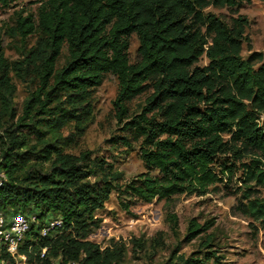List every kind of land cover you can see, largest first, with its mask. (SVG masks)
Wrapping results in <instances>:
<instances>
[{"label":"trees","instance_id":"1","mask_svg":"<svg viewBox=\"0 0 264 264\" xmlns=\"http://www.w3.org/2000/svg\"><path fill=\"white\" fill-rule=\"evenodd\" d=\"M18 1L24 0H0V10ZM28 1L39 5L37 16L17 11L10 31L22 41L38 34L35 45L13 63L0 45V103L7 121L14 116L11 71L37 83L16 126L0 123V170L7 176L0 187V211L39 219L20 249L29 263L61 257L62 263L119 264L126 243L111 239L103 247L90 239L98 224L96 212L111 194L116 191L121 198L126 191L146 203L178 194L205 195L223 180L222 174L232 172L215 168L225 154L249 157L242 163L243 198L236 208L256 229H264V52L252 51L246 31L250 19L239 14L242 4L253 0ZM210 7L227 8L232 15L225 18ZM133 34L139 39L135 63L129 57ZM245 43L251 51L247 56ZM65 46L67 59L59 67ZM204 56L208 63L200 65ZM106 73L118 77L116 115L141 141L148 169L124 190L123 173L105 159H93L90 151L75 155L64 147L75 140L73 134L65 137L63 129L74 123L81 135L93 118V92ZM149 86L153 93L142 112L130 117L128 102ZM120 204L129 212L127 202L120 199ZM58 218L62 224L42 236L43 225ZM167 219L177 231L178 215L169 212ZM213 224L192 219L187 241ZM162 235L155 243L163 241ZM211 239L209 233L204 245ZM134 240L143 247L142 239ZM45 247L46 257H41ZM212 256L181 255L172 264H205ZM1 258L17 264L6 253Z\"/></svg>","mask_w":264,"mask_h":264},{"label":"rangeland","instance_id":"2","mask_svg":"<svg viewBox=\"0 0 264 264\" xmlns=\"http://www.w3.org/2000/svg\"><path fill=\"white\" fill-rule=\"evenodd\" d=\"M38 6L37 3L24 0L0 10V45L10 63L20 60L24 50L35 45L38 37V34H32L26 41H22L11 34L10 28L15 25L16 12L23 9L24 15L32 13L36 17ZM209 10L228 19L232 15V11L227 8L210 7ZM239 14L250 19L246 31L252 51L264 52V0L243 3ZM130 42L129 57L135 63L140 60L138 36L133 34ZM67 53L65 46L59 59V67L65 64ZM243 53L246 56L251 53L246 43ZM207 63L205 56L199 62L200 65ZM11 76L16 84L11 103L14 116L7 121L0 103V123L9 126L14 123L13 126H16L18 117L23 113L24 101L31 95L37 83L21 79L14 70L11 71ZM118 91L117 75L106 73L102 84L94 89L93 118L86 123L82 134L77 133L74 123L65 127L63 134L65 137L73 134L71 137L75 140L65 144L67 152L79 155L83 151H90L93 159H105L116 171L123 173L120 183L124 190L126 183L148 169L141 155V141L134 140L132 133L125 130L124 123L116 115L114 100ZM152 93L153 88L149 86L147 91L128 102L130 117L142 112ZM263 121L264 114L260 123ZM19 129L26 132L25 127ZM31 139L35 143L33 136ZM244 162H249V157L240 160L232 154L220 155L215 168L219 171L226 166L225 170L230 168L232 172L227 170L222 174L223 180L202 196L178 194L169 201L155 199L146 203L126 191L119 198L118 192L114 191L105 207L97 210L98 224L93 226L90 239L103 247L109 245L111 239L126 243L124 257L119 264H172L181 255L186 258H204L208 253L213 256L205 264H264V229H256L252 221L236 208L243 198ZM91 179L95 180V177ZM120 199L129 204V212L120 204ZM169 212L178 215L177 231L173 230L167 219ZM192 219L201 224L209 221L214 224L207 233L187 241ZM160 231L163 232V241L157 244L154 239ZM209 233L212 239L205 246L204 241ZM134 239H142L143 247L138 248Z\"/></svg>","mask_w":264,"mask_h":264},{"label":"built area","instance_id":"3","mask_svg":"<svg viewBox=\"0 0 264 264\" xmlns=\"http://www.w3.org/2000/svg\"><path fill=\"white\" fill-rule=\"evenodd\" d=\"M1 153V149H0ZM7 179L6 173L0 170V187L4 185ZM39 219L36 215L26 214L23 212L14 215L6 214L0 211V262L5 264L1 258L4 253L14 258L17 264H28L27 254L21 253V246L24 244L28 232L31 230L33 223H38ZM62 224L61 219H53L47 221L41 228V235L46 236L56 226ZM48 248L42 250L41 257H46ZM35 261V260H34ZM29 264H37L32 262ZM48 264H80L78 262L62 263L61 257L51 258Z\"/></svg>","mask_w":264,"mask_h":264}]
</instances>
